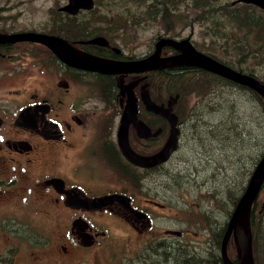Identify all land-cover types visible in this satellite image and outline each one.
I'll return each instance as SVG.
<instances>
[{"label":"flooded vegetation","instance_id":"1","mask_svg":"<svg viewBox=\"0 0 264 264\" xmlns=\"http://www.w3.org/2000/svg\"><path fill=\"white\" fill-rule=\"evenodd\" d=\"M94 8L80 10L76 15L60 11L61 18L54 17L55 27ZM74 30L60 35L55 30L44 34L60 39L64 49L81 60L106 62L144 60L154 54L159 42L146 56H127L116 47L115 38L92 34L86 40H77L71 37ZM100 37L104 43H91ZM19 44L38 46L44 53L38 54L44 55L45 62L51 65L46 70L55 79L45 89L11 92V100L0 103V257L11 252L10 264H91L97 263L99 256V262L105 263L111 261L113 239H119L123 243L117 254L120 258L114 260L116 264H191V246L184 240L186 232L158 225L156 219L162 217L167 205L156 201L151 181L146 190L141 183L151 178L158 180L160 171L173 166L174 154L181 146V111L176 107L185 89L183 77L204 72L240 84L192 65L190 54L172 47L162 51L161 57L168 59L167 63L130 74H105L71 66L48 47L30 42L0 45V60L14 56ZM195 49L221 65L251 76L208 51ZM159 75L170 79L177 88L168 93L166 100L159 99L166 93V87L160 90ZM179 84L183 88H178ZM146 92L153 103L176 116L178 130L176 144L169 149L167 159L150 166L130 160L119 139L129 98L133 96L137 122L129 127L131 151L149 158L163 152L169 143L174 128L163 114L148 110L142 98ZM192 109L193 105L187 107L188 112ZM140 124L148 129V136L141 135ZM138 140L142 142L139 145ZM71 154L78 155L75 162H71ZM111 196L115 200L89 207L90 201ZM241 197L236 199L234 211ZM233 234L234 243L243 235L234 230ZM207 235L213 237L211 233ZM192 257L195 262L202 257L204 264H218L217 257L207 251ZM220 258L224 264L221 251ZM229 258L232 264L238 263L230 255Z\"/></svg>","mask_w":264,"mask_h":264},{"label":"rangeland","instance_id":"2","mask_svg":"<svg viewBox=\"0 0 264 264\" xmlns=\"http://www.w3.org/2000/svg\"><path fill=\"white\" fill-rule=\"evenodd\" d=\"M67 2L0 0V32L55 30L60 35L75 28L72 39L108 36L115 38L116 47L125 55L135 57L149 54L162 38H188L198 50L210 52L264 84V10L260 8L233 4L235 0H94L92 12H83L56 28L54 17L61 18L60 9ZM169 14L173 21L168 26L165 18ZM37 47L19 44V56L12 53L14 56L0 60V103L11 100V92L45 89L54 81V75L46 70L51 65L38 54L43 52ZM203 73L183 77L185 89L176 107L181 111V146L174 154L173 166L160 171L158 180L140 183L146 190L151 181L153 193L163 200L156 201L167 205L162 217L156 219L159 226L183 230L192 256L207 251L222 264L224 227L264 156V99L251 89ZM158 81L160 90L166 87L160 100L177 90L168 78L159 75ZM178 88H183L182 84ZM133 138L136 140V135ZM141 143L138 140L137 145ZM77 156L71 154V162ZM234 231L242 232L245 239L242 247L239 240L234 243L235 233L230 239L229 255L238 262L234 264H264V188L253 210L239 219ZM122 243L113 239L111 261L99 262L98 256L97 263L91 264H116ZM192 256L188 257L191 264H204L202 257L195 262ZM12 258L7 252L0 260L10 264Z\"/></svg>","mask_w":264,"mask_h":264},{"label":"water","instance_id":"3","mask_svg":"<svg viewBox=\"0 0 264 264\" xmlns=\"http://www.w3.org/2000/svg\"><path fill=\"white\" fill-rule=\"evenodd\" d=\"M233 4H245L258 7L264 10V0H235ZM94 8L93 0H68V3L60 9L61 12H66L71 15H76L80 10H92ZM30 42L35 44H41L48 47L53 51L57 56H59L67 64L71 66H77L87 70H93L102 72L105 74H130L139 71H145L157 65H162L168 62V59L162 58V51L166 47H172L176 49L184 50L187 54H190L192 58V65L199 68H204L219 75H222L242 86L248 87L255 92H258L264 97V84L252 76H247L241 74L225 65H221L207 56L199 53L190 40L182 39H171V38H162L159 40L156 46L154 54L144 60L131 61V62H106V61H93V60H81L76 56L69 54L64 49L63 42L48 34L41 32H17V33H0V45L3 44H13V43H22ZM104 43V38H97L91 43ZM73 59V60H72ZM143 101L147 106L148 110L163 114L171 122L172 127V136L163 152L149 158L139 157L134 154L128 143L129 136V127L131 124L137 122V104L136 99L133 96H130L129 102L126 109V114L123 119V125L120 129L119 139L121 148L124 154L133 162L138 165L150 166L154 165L162 160L167 159L169 155V149L176 144V136L178 130L176 129V116L171 114L169 109H165L162 106H159L153 103L149 97V93H144L142 95ZM142 130V136H148V129L145 125L140 124ZM264 186V156L260 163L258 164L256 170L254 171L252 178L249 182V185L240 199L239 204L235 208L233 215L231 216L227 231L222 241V258L224 264H232L229 253L228 246L234 230L235 225L239 219L244 216L247 212L252 210L254 203L262 191ZM115 200V196L107 197V199H99L95 201H90L89 207L91 205L100 206L104 203Z\"/></svg>","mask_w":264,"mask_h":264},{"label":"trees","instance_id":"4","mask_svg":"<svg viewBox=\"0 0 264 264\" xmlns=\"http://www.w3.org/2000/svg\"><path fill=\"white\" fill-rule=\"evenodd\" d=\"M165 20L167 21V23H168V26L170 25V23H172V21H173V18L170 16V14L169 15H167L166 16V18H165ZM241 234H242V232H241ZM240 239H239V242H240V244H241V247H242V241H244L245 239L243 238V235H241L240 237H239ZM244 239V240H243ZM242 240V241H241ZM246 243L248 244V238H247V240H246ZM244 254V253H243Z\"/></svg>","mask_w":264,"mask_h":264}]
</instances>
